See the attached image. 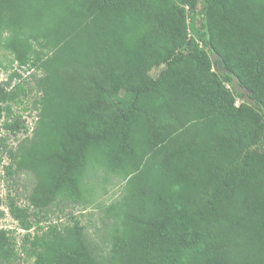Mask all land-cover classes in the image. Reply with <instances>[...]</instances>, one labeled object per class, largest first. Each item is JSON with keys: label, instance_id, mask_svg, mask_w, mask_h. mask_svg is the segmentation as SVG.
Returning a JSON list of instances; mask_svg holds the SVG:
<instances>
[{"label": "trees", "instance_id": "1", "mask_svg": "<svg viewBox=\"0 0 264 264\" xmlns=\"http://www.w3.org/2000/svg\"><path fill=\"white\" fill-rule=\"evenodd\" d=\"M0 43L41 73L11 148L22 76L0 81L4 171L32 182L28 207L9 200L20 228L122 183L103 244L36 228L34 264H264V0H0ZM12 241L0 229V264H19Z\"/></svg>", "mask_w": 264, "mask_h": 264}, {"label": "rangeland", "instance_id": "2", "mask_svg": "<svg viewBox=\"0 0 264 264\" xmlns=\"http://www.w3.org/2000/svg\"><path fill=\"white\" fill-rule=\"evenodd\" d=\"M191 36H194V28L191 27ZM12 55L7 52L0 43V78H7L15 70L21 74V78H16L12 84L11 89L17 84L21 83L19 91V100L12 104V109L16 117H21L25 121L28 128L27 133L12 135L3 133L6 136L9 148L15 147L19 140L26 136H30L37 121V109L34 105V100L40 96L36 89L35 80L41 73L34 69L20 68L17 64L12 63ZM158 70H154L156 75ZM1 81V80H0ZM240 102H238L239 104ZM4 121V120H3ZM9 154L7 150L0 151V229L6 230L13 238L15 247L19 250L20 256L17 263L19 264H34L35 259L29 254V244H27V234H34L43 231L50 224L72 225L74 222H80L88 232V235L93 241L98 244H103L105 241V232L107 221L104 219V212L101 206H106L113 202L122 191V183L116 178L110 177L111 181L105 183L104 187H99L95 192L94 199L87 204H67L57 206L46 218L35 219L39 223L31 231H25L20 228L18 221H16L9 211V200L14 198L22 207H28V195L32 188L31 179L25 174L8 175L4 171L9 163ZM25 252V254H24ZM24 254V255H22Z\"/></svg>", "mask_w": 264, "mask_h": 264}, {"label": "water", "instance_id": "3", "mask_svg": "<svg viewBox=\"0 0 264 264\" xmlns=\"http://www.w3.org/2000/svg\"><path fill=\"white\" fill-rule=\"evenodd\" d=\"M212 61L214 63L215 66H217L219 68L220 71L224 72V73H227L229 75H232L233 76V85L235 87V89L240 92V93H244L245 94V97L246 99L248 100V102L250 104H254L255 101L250 97L249 93L247 90L241 88L240 86V78L235 75L231 70H229L228 68H226L224 65H223V62L220 61V56L217 54V52H213L212 55ZM220 61L218 64L217 62Z\"/></svg>", "mask_w": 264, "mask_h": 264}, {"label": "built area", "instance_id": "4", "mask_svg": "<svg viewBox=\"0 0 264 264\" xmlns=\"http://www.w3.org/2000/svg\"><path fill=\"white\" fill-rule=\"evenodd\" d=\"M0 80H1V81H4V78H3V77H1V78H0Z\"/></svg>", "mask_w": 264, "mask_h": 264}]
</instances>
